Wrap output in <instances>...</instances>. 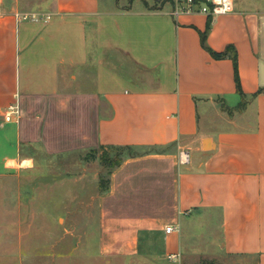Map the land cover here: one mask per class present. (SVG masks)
Segmentation results:
<instances>
[{"label":"crops","instance_id":"obj_1","mask_svg":"<svg viewBox=\"0 0 264 264\" xmlns=\"http://www.w3.org/2000/svg\"><path fill=\"white\" fill-rule=\"evenodd\" d=\"M172 8L0 0V164L130 146L98 196L100 255L179 262L202 226L264 264V0Z\"/></svg>","mask_w":264,"mask_h":264},{"label":"rangeland","instance_id":"obj_2","mask_svg":"<svg viewBox=\"0 0 264 264\" xmlns=\"http://www.w3.org/2000/svg\"><path fill=\"white\" fill-rule=\"evenodd\" d=\"M21 151L33 160L0 164V264H139L99 253V181L108 177L99 151L70 158ZM204 234L202 226L186 228V254L168 264H258L223 256L218 234L211 242Z\"/></svg>","mask_w":264,"mask_h":264},{"label":"built area","instance_id":"obj_3","mask_svg":"<svg viewBox=\"0 0 264 264\" xmlns=\"http://www.w3.org/2000/svg\"><path fill=\"white\" fill-rule=\"evenodd\" d=\"M172 3V13L175 16L181 14L203 13L209 16H217L220 14L231 13L236 9V0H168ZM14 109V106L11 107ZM6 119H11V112L6 115ZM184 160H189V152L183 151ZM176 229L174 225L167 227V231L171 232Z\"/></svg>","mask_w":264,"mask_h":264},{"label":"trees","instance_id":"obj_4","mask_svg":"<svg viewBox=\"0 0 264 264\" xmlns=\"http://www.w3.org/2000/svg\"><path fill=\"white\" fill-rule=\"evenodd\" d=\"M112 150L117 151V154L112 156ZM131 150L132 148L130 146H101L99 150H95V152L99 151L100 159L103 165L108 168V177H105L104 175L100 177L99 187L101 192H104L109 189L111 183L110 176L113 169L121 164V162L124 160L125 153H131Z\"/></svg>","mask_w":264,"mask_h":264}]
</instances>
